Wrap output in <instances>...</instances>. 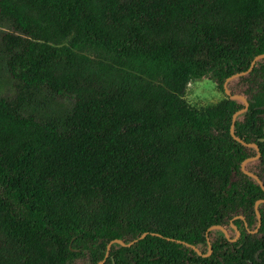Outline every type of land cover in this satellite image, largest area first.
I'll list each match as a JSON object with an SVG mask.
<instances>
[{
  "label": "trees",
  "instance_id": "16d2710c",
  "mask_svg": "<svg viewBox=\"0 0 264 264\" xmlns=\"http://www.w3.org/2000/svg\"><path fill=\"white\" fill-rule=\"evenodd\" d=\"M0 30V264H264L224 92L264 53V0H0ZM200 78L225 97L191 105ZM227 86L264 184V57ZM215 224L239 236L203 255Z\"/></svg>",
  "mask_w": 264,
  "mask_h": 264
},
{
  "label": "water",
  "instance_id": "95a60500",
  "mask_svg": "<svg viewBox=\"0 0 264 264\" xmlns=\"http://www.w3.org/2000/svg\"><path fill=\"white\" fill-rule=\"evenodd\" d=\"M263 57H264V53L258 54V55L255 56L254 59L251 61V63H250V65H249V67L247 68V70H245V71H240V72H238V73H234V74L230 75L229 77H227L226 80H225V82H224V92H225L230 98L241 100V101L244 103V107L241 108V109H239V110H237V111L233 114V116H232V122H231V125H230V134H231L236 140L241 141L244 145H246V146H248V147H253V148L256 150V154H254V155H252V156H249V157L245 158V159L242 161V163H241V168H242V170L244 171L245 174H247V175L251 176L252 178H254L255 180H257V182L260 184L261 188L264 190V184H263L262 181L259 179L258 175L255 174L253 171H251V170L245 168V164H246L247 162H255V161L258 160V158H259V156H260V152H259V147H258V145H257L255 142H245V141H243L241 138H239L238 136H236L235 133H234V122H235V120H236V117H237L238 114L244 112V111L247 109V107H248V101L246 100V98H245L242 94H230V91H229L228 86H227L228 81H230V80H232V79H234V78H237V77H239V76H241V75H245V74H247L248 72H250V71L252 70V68H253V66H254V64H255V62H256L257 60L263 58ZM259 140L263 141V140H264V137L259 138ZM261 202H264V198L256 200V202H255V204H254L255 212H256V215H257V219H258V226L256 227V229H255L254 231H257V229H258V227H259V225H260V223H261V214H260V212H259V210H258V205H259V203H261ZM232 227H233V228H236L234 225H232ZM216 228L223 230V232L225 233L226 237L229 238V232H228V230H227L226 228H224L222 225H217V224H215V225H211V226L208 228V230L206 231V237H207V242H208V246H209V251H208L207 253H204L203 255H208V254L210 253V248H211V246H210V239L208 238V235H207V234H208V231H210V230H212V229H216ZM146 234H147V233L144 232V233L141 235V237H143V236L146 235ZM238 235H239V230L236 228V236H235L234 238H230V240L235 241V240L237 239V236H238ZM132 242H133V241L128 242V243H125L122 239H113V240H111V241L107 244V251H106V253H105V257H106V256L108 255V253H109V249H110L111 244H113V243H119V244H121V245H130ZM195 250H196L197 252H200V251L198 250V248H195ZM102 262H103V261L101 260L98 264H102Z\"/></svg>",
  "mask_w": 264,
  "mask_h": 264
},
{
  "label": "rangeland",
  "instance_id": "374dc122",
  "mask_svg": "<svg viewBox=\"0 0 264 264\" xmlns=\"http://www.w3.org/2000/svg\"><path fill=\"white\" fill-rule=\"evenodd\" d=\"M11 93L12 80L3 66V62L0 60V95ZM185 97L191 105L199 108L217 103L225 97V93L220 90L213 81L207 78H200L191 81L187 85ZM255 164L256 161L249 164V167L253 168ZM228 232L231 236H234L235 234L234 231L230 229Z\"/></svg>",
  "mask_w": 264,
  "mask_h": 264
},
{
  "label": "flooded vegetation",
  "instance_id": "af4514ba",
  "mask_svg": "<svg viewBox=\"0 0 264 264\" xmlns=\"http://www.w3.org/2000/svg\"><path fill=\"white\" fill-rule=\"evenodd\" d=\"M257 226H258V224H257ZM256 226V227H257ZM256 227L253 229V230H251V233H255V232H257V231H254L255 229H256ZM258 230V229H257ZM235 236H236V234H235ZM235 236H233L232 238H234ZM239 236V235H238ZM238 236H237V238H238Z\"/></svg>",
  "mask_w": 264,
  "mask_h": 264
}]
</instances>
